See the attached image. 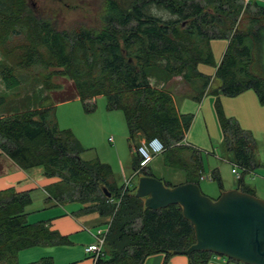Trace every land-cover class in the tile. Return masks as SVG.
Segmentation results:
<instances>
[{"label":"trees","instance_id":"1","mask_svg":"<svg viewBox=\"0 0 264 264\" xmlns=\"http://www.w3.org/2000/svg\"><path fill=\"white\" fill-rule=\"evenodd\" d=\"M76 3L79 0L46 2L54 10L52 20L61 11L81 10ZM82 5L89 8L92 19H73L58 31L51 22L38 18L24 0H0V50L10 61L0 64V81L6 91L30 84L34 77L23 71L31 66L61 68L72 81L74 97L84 112H91L93 100L104 96L107 111L122 113L128 139L134 135L143 142L157 138L165 150L184 148L180 143L192 116L177 113L166 89L150 86L148 77L155 76V70L164 80L178 77L192 88L188 96L194 101L211 94L218 102L219 95L231 98L252 90L264 106V6L252 0L245 4L244 0H86ZM240 10L247 12L245 17L242 14V31L237 29ZM18 35L24 41L7 49L10 38ZM212 40L226 41L217 65L209 47ZM198 64L215 66L213 77L198 72ZM38 82L41 90L49 89L47 80ZM9 103L8 97L0 95V109ZM53 104L44 91L35 109H16L6 119L1 117L4 143L0 151L21 170L38 168L43 176L58 178L51 187L57 202L65 199L60 192L53 194L54 189L68 185L74 196L68 202L78 203L81 212L111 217L103 256L95 264H141L155 253H163L166 259L194 243L192 226L177 204L143 208V201L132 195L135 186L121 193L122 188L110 183L107 165L82 160L71 132L57 127ZM214 109L235 164L250 171L254 166L251 136L226 118L218 103ZM139 163L134 155L133 171ZM29 203L28 192L0 191V264H18L16 256L22 250L66 244V238L43 223H27ZM211 257L208 252H193L187 259L188 264H207ZM29 264L53 262L42 257Z\"/></svg>","mask_w":264,"mask_h":264},{"label":"crops","instance_id":"2","mask_svg":"<svg viewBox=\"0 0 264 264\" xmlns=\"http://www.w3.org/2000/svg\"><path fill=\"white\" fill-rule=\"evenodd\" d=\"M252 1L258 3L260 6H264V0ZM209 47L212 57L216 59V62L218 61V64L224 53L226 41L212 40L209 43ZM202 70L199 72L206 74V69L203 68ZM206 76L210 77V75ZM148 82L155 89H166L169 92L178 114H190L192 116V120L180 143L184 148L179 149V151L190 154L189 160L184 158L183 163L191 165L197 176L211 174L212 179L218 182L217 186H213V184L205 186L203 194L213 199L216 196L218 197L220 193L228 190H238L244 193L247 191L254 197L264 201V155H260L257 152L255 157H252L254 166L248 172H242L237 168L236 171L239 179H236L235 175L231 173L235 162L233 159L227 158L230 154L225 155V159L221 160L222 164L218 161L220 160V156L212 148V139L206 126V118L213 121L211 100L203 95L199 101H194L189 96L184 95L186 84L180 82L178 77L164 80L163 76L156 74L155 76L151 75V77H148ZM35 92L37 95L32 97V103L26 108L27 110L35 109L36 101L44 95L40 86H38V90L35 89ZM16 93H19L18 96H12L16 95ZM33 93L34 90H32L31 84L6 91L0 81V95L8 97L11 103L21 102V100L28 96H33ZM220 101L224 114L227 118L235 120L241 130L249 134L251 133L252 136H258L261 134V130L264 132V106L258 103L256 95L252 90H246L231 98L220 96ZM78 103H80L78 98L74 97L70 100L53 104L56 124L59 129L72 130L68 125L62 126L60 124L59 115L62 111L64 112L65 106ZM230 106L231 109H229ZM74 112L81 116L79 108L75 106ZM115 117L107 116L106 118L107 120H111V118ZM72 135H74L73 132ZM74 138L78 140L75 135ZM126 140L129 148V161L127 162L128 165H126L128 167V176L126 177L121 165H119V172L121 180L123 178H131L130 187H132L134 184L131 182L133 178L131 163L133 156H136V154L133 152L131 146L135 147L143 142V140L137 135H134L132 139H128L127 136ZM107 143L112 145L113 138L108 137ZM114 145L113 151L119 159L122 155L119 147L120 142L115 141ZM166 151L152 156L144 163L142 168L143 174L139 176H152L169 187L187 182L195 183L199 187L198 182L193 177L195 173L193 175L188 174L186 167L181 170L182 172H178V176L174 177L173 174L178 168L164 162V157L168 153ZM177 160H180V158ZM104 164L106 165V163ZM233 175L234 177H232ZM113 180L110 169V183ZM57 182L58 178L43 176L41 170L38 168L25 171L19 169L0 151V191L11 189L16 193L28 192L30 203L25 207L27 223H43L49 231L66 238L65 245H44L22 250L17 253L16 261L19 262L21 253H24L23 255L34 257L33 260L50 257L53 264H95L93 261H90V255L86 254L84 249L88 245L93 244L92 234L94 230L104 226L107 223V219L101 218L96 213L86 214L81 212V207L76 202H57L53 198L51 191L52 185ZM212 257L207 264H228L223 259L220 260ZM141 264H188V260L183 258L182 255H172L165 259L163 253H155L146 256Z\"/></svg>","mask_w":264,"mask_h":264},{"label":"rangeland","instance_id":"3","mask_svg":"<svg viewBox=\"0 0 264 264\" xmlns=\"http://www.w3.org/2000/svg\"><path fill=\"white\" fill-rule=\"evenodd\" d=\"M24 1H25L26 6L38 18L51 22L52 24H54V28L58 31L63 29V26L67 22H69L73 19H80V20H84V21H87V19H88V21H90L92 19V15H93L91 12H89V8L87 9L82 5V2H84L86 0H79V3L74 4L75 6H78V8H81L82 11L79 9H76V11H74V12H68V11L63 12V11H61V12L56 14V18L53 20L51 19L50 13L54 12V10H49V6H48V4H46L47 0H24ZM95 3H94V5H95ZM51 4L54 7L56 6L55 3L51 2ZM88 5L91 6V4H88ZM83 8H85V9L83 10ZM95 10H96V8H95ZM95 10H93V11H95ZM47 13H49L50 15ZM245 13H247V12L244 10H240L239 15H238L239 25H238L237 29L240 31H242L245 27V23H244L245 22L244 17L246 15ZM242 14L243 15L245 14L244 17L242 16ZM23 41H24V39L21 35L11 37L10 40L8 41L7 45H6V48L8 49L15 44L22 43ZM8 61H9V59L6 57L5 53L0 50V64L2 63V64L9 65L10 63H8ZM89 61H90V59H89ZM213 62H214V65H217L218 61L216 62V59L213 58ZM262 62H263V59H262ZM203 68L206 69V74H203V75H210V77L212 78L214 75L215 66L198 64V66H197L198 72L201 71ZM61 70H62L61 68H45L44 70H42L41 66L35 65V66H31L29 69L23 71V73L26 75L32 76V77L38 79L39 81H42V79L47 80L49 83V89L48 90L44 89L45 96L48 97L52 103H55V102H60V101H64L67 99H71L76 94L75 87H74L72 81L70 80V78L68 76H65L61 72ZM155 71H156V74L158 76H162V74L160 73L159 70H155ZM53 72H57V73H53ZM154 74H155V72H154ZM34 78L29 80V82L31 84V88H32V90H34V93L32 94L33 96H28L27 98L21 100V102H18V103H9V105H7L6 107L1 109L0 118H1V116H3L2 119H6V116L9 114H12L13 111H17L16 109H21V110L26 109L29 106V104L32 103V97L37 95L35 92V89L38 90V86H40L38 80H36V79L34 80ZM213 86H214V84H213ZM211 87H212V84L210 85V88ZM44 91H43V93H44ZM191 93H193V89L189 88L188 85H186V90L184 92V95L188 96ZM204 96L206 98H209L212 102L211 114L213 117V121H210L208 118H206V126L208 129L209 136L212 139L211 140L212 148L217 151V154L220 156V160H218V161H220V164H222L221 160L225 159L224 157L226 154H230V156L227 157L228 159H230V158L233 159V157H232L231 151H229L225 145V141L223 139V135H222L220 125L218 123V120L216 117V112L214 109L215 104L217 105V103L222 108V105L220 103L221 102L220 101V95L218 96V100H219L218 102H215L216 99H215L214 95L205 94ZM89 103H90V101H89ZM105 105H106V100H105L104 96H98L97 98H95L93 100V105L91 107L92 111L90 110L91 112H84V110L82 109L81 103L67 105L64 107V112L62 111L59 115L60 116L59 122L62 126L68 125L72 129V130H70L71 134L73 132L75 137L78 139L76 141L79 144L80 149H81V152L79 154L80 158L82 160H85V161L86 160L87 161L98 160L101 163H103V162L106 163V165L111 169V174H112V177L114 179L112 184L115 186L116 189H119V188L121 189L123 182L120 178L119 165L122 166V169H123L126 177L128 176V167L126 166V165H128L127 162L129 161L128 160L129 148H128V143L126 140L127 129L125 126V122H124L122 113L118 110L107 111L105 108ZM74 106L76 108H79V110H80L79 114H81V116L74 112ZM229 109H231V106ZM222 112L224 114V111H222ZM107 116H116V117L111 118V120L110 119L107 120V118H106ZM224 116L227 118V116L225 114H224ZM74 135H73V137H74ZM249 135L251 136V138L253 140V145H254L253 149H252V157L254 158L255 155L257 154V152L260 155H264V132H262V130H261V134H259L258 136H254V135L252 136L251 133ZM108 137L113 138V144L112 145H110V143L109 144L107 143ZM115 141L120 142L119 147L121 149L122 155L120 156L119 159L116 157L115 152L113 151V148L115 147V145H114ZM3 143H4V140L2 138H0V144H3ZM111 149H112V151H110ZM165 149H166V147H165ZM166 152H168V153L164 157V162L166 164H172V165H174L175 168H178V170L175 171L173 174L174 177L178 176L179 175L178 172H182L181 170L186 167L189 170V171L186 170L188 172V174L193 175L195 173V176H193V177H195L196 181L198 182L199 189H200V192L202 194L204 191L203 189H205L204 188L205 186L212 185V184H213V186H217L218 182L212 178L199 181L197 173L193 171L194 169L191 167V165H185L183 163L184 158L189 160V155H190L189 153L181 152V151H179V149H169ZM179 152H181V153H179ZM125 158H126V160H124ZM178 158H180V160H177ZM157 165H159V164L157 163ZM140 173H142V170ZM139 175L140 174L135 175L132 178L131 182H133L134 186H136V182H137ZM232 177H234V175ZM167 187H169V186H167ZM171 187H173V186H171ZM69 188H71V187L68 185L60 184L54 189L53 194H55V193L58 194V192H60V194L63 195L62 197L65 199V200H60L59 202H61V203L68 202L69 199L74 198V196L71 198V195H70L71 191ZM51 191H52V189H51ZM64 192H69V193H64ZM206 197H208V196H206ZM216 197L211 199V200H215ZM106 221H107V223L104 224V226H106L107 224L109 225V223L111 222V217ZM92 237H93V234H92ZM24 252H27V251H24ZM21 254L22 255H20L19 262H17L18 264H29V263H31L33 261H37L39 259V258H37L36 260H33L34 257H29L28 255H23L24 253H21ZM182 256H183V258L187 259L186 256H184V255H182ZM212 256H213L212 258H218L220 260L223 259L228 264H240L238 262L228 260L222 256H217V255H213V254H212ZM89 259H90V261H92L91 257ZM89 259H88V261H89Z\"/></svg>","mask_w":264,"mask_h":264},{"label":"water","instance_id":"4","mask_svg":"<svg viewBox=\"0 0 264 264\" xmlns=\"http://www.w3.org/2000/svg\"><path fill=\"white\" fill-rule=\"evenodd\" d=\"M132 195L143 201V208L180 207L182 217L192 226L194 243L173 255L208 252L240 264H264L263 200L238 190L222 192L211 200L195 183L167 187L146 175L138 177Z\"/></svg>","mask_w":264,"mask_h":264},{"label":"built area","instance_id":"5","mask_svg":"<svg viewBox=\"0 0 264 264\" xmlns=\"http://www.w3.org/2000/svg\"><path fill=\"white\" fill-rule=\"evenodd\" d=\"M250 0H244V4ZM179 144H174V146H178ZM165 151V147L162 145V143L157 138H152L147 142H141L140 145H138L136 148L133 149V152L136 154V156L139 158V168L134 170L132 172V176L138 175L139 170L143 168L144 163H146L152 156L161 154ZM240 169L242 172H248L242 168H240L238 165L234 164L233 168L231 169V173L235 175L236 179H239V175L236 171V169ZM212 175H201L198 176V180H206L211 179ZM131 178L129 179H122L123 185L121 189V193L125 191L127 188L131 186L130 183ZM118 203V201H116ZM108 230V226H102L100 228L95 229L93 233V244L88 245L84 252L86 254H89L92 261L95 263L98 258L103 256V246L105 242V236Z\"/></svg>","mask_w":264,"mask_h":264}]
</instances>
